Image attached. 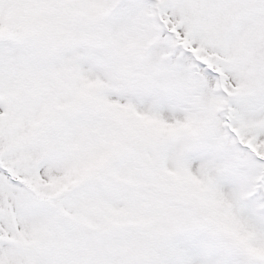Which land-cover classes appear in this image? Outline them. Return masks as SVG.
<instances>
[{"label": "rangeland", "instance_id": "1", "mask_svg": "<svg viewBox=\"0 0 264 264\" xmlns=\"http://www.w3.org/2000/svg\"><path fill=\"white\" fill-rule=\"evenodd\" d=\"M0 264H264V0H0Z\"/></svg>", "mask_w": 264, "mask_h": 264}]
</instances>
